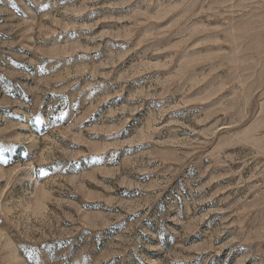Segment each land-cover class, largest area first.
<instances>
[{"label": "rangeland", "instance_id": "obj_1", "mask_svg": "<svg viewBox=\"0 0 264 264\" xmlns=\"http://www.w3.org/2000/svg\"><path fill=\"white\" fill-rule=\"evenodd\" d=\"M5 158L0 264H264V0H0Z\"/></svg>", "mask_w": 264, "mask_h": 264}, {"label": "snow or ice", "instance_id": "obj_2", "mask_svg": "<svg viewBox=\"0 0 264 264\" xmlns=\"http://www.w3.org/2000/svg\"><path fill=\"white\" fill-rule=\"evenodd\" d=\"M0 162H3V163H10L11 161L8 160L7 158H5L3 161H0ZM33 171L36 173V175L38 177H42L44 176L46 173L44 172V169L43 168H34Z\"/></svg>", "mask_w": 264, "mask_h": 264}]
</instances>
